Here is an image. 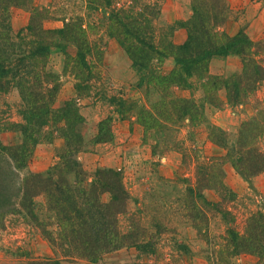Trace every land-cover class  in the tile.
Wrapping results in <instances>:
<instances>
[{
	"label": "rangeland",
	"instance_id": "obj_1",
	"mask_svg": "<svg viewBox=\"0 0 264 264\" xmlns=\"http://www.w3.org/2000/svg\"><path fill=\"white\" fill-rule=\"evenodd\" d=\"M116 1L118 8L125 2L130 3V0ZM140 1H159L163 12V0ZM29 5L44 6L49 15L56 18L46 22L48 27H62L65 18L75 21V18L82 17L85 22H90L89 38L94 50L89 62L93 66V78L88 82L90 88L87 93L78 92L75 86L76 73L79 72L75 63L77 47L65 43L64 39L59 40V43L67 45L66 51L54 46L49 55L47 71L57 78L56 83L59 84L51 105L49 125L56 128L61 124V109H65L69 102L73 103L71 109L78 108L83 118L78 124L74 120L73 123L82 137L81 151L76 156L84 172V184H94L100 169L120 171L130 196L129 211L122 216L124 230L134 216L140 219V227L146 230L147 241L104 253L94 264L218 263L216 257L219 252L226 251V232L232 225L221 213L210 211V219L201 226L202 229L195 228L191 221L194 211L189 207L190 199L186 196L187 187L195 183L199 163L225 156V145L235 144L242 123L264 111V80L243 104L237 106L228 101L225 88L216 93L217 105L205 97L201 88L175 84L165 92L157 78L170 75L175 70L174 57L162 61L154 58L150 67H136L119 41L109 34L107 27L110 22L106 11L88 9L86 0H30ZM166 7L169 9L172 5L167 4ZM227 11L229 16L228 4ZM162 14L158 26L177 25L176 30L186 28L179 26V21L168 23ZM30 16L31 11L27 7L13 8V31L16 33L26 26ZM172 39L174 41V35ZM255 42L259 43L256 48L259 56L256 57L264 60V40ZM240 57L244 64L243 57ZM218 58L214 56L211 60L212 73L229 77L242 70L226 71L224 62ZM237 65L235 62L230 64L231 68ZM165 98L197 100L203 107L204 119L178 118L173 112L176 105L181 106L178 102L158 105ZM22 108L20 91L12 88L1 96V121L3 111H10V120L22 122ZM101 122L105 130H100ZM110 133L108 141L98 142L100 134L107 136ZM54 135L51 142L38 144L27 166L15 170L14 175L10 174L14 160L9 159L7 153L0 155V214L4 213L0 221V264H32L37 260L58 257L64 259L61 264H92L82 257H64L62 248H54L50 240H59L61 228L44 192L34 196L30 206L28 200H21L23 178L34 173L48 175L52 166L63 162L61 155L66 150V139L58 130H54ZM23 141L24 134L20 129L0 130V142L7 147L12 148ZM260 146L264 148V138H261ZM71 148L74 150L76 146ZM223 167L226 189L234 194V200L225 205L233 212L236 226L244 231L248 216L264 212V172L248 178L230 161L224 162ZM70 178L74 180L75 176L70 174ZM205 193L212 202L222 201L215 190ZM103 199L108 201L109 193H104ZM223 258L224 262L220 264H264V255L254 253L233 255L225 252Z\"/></svg>",
	"mask_w": 264,
	"mask_h": 264
},
{
	"label": "trees",
	"instance_id": "obj_2",
	"mask_svg": "<svg viewBox=\"0 0 264 264\" xmlns=\"http://www.w3.org/2000/svg\"><path fill=\"white\" fill-rule=\"evenodd\" d=\"M115 1L86 0L88 9H101L108 13L109 34L119 41L136 67H150L154 58L162 61L174 57L175 70L170 75L157 78L165 92L175 84L201 88L205 97L217 105L216 93L225 88L228 101L237 106L243 104L264 80V60L256 57L259 56L256 51L259 43L253 41L243 29L235 36H229L220 29L228 17L226 0H192V16L178 22L179 26H185L188 30V37L182 44H176L172 39L177 25L158 26L162 14L159 1L146 3L130 0L120 8ZM29 4L30 0H0V99L12 88H17L23 102V121H12V113L3 111L0 130L16 128L24 134L23 143L12 148L0 142V155L7 153L8 158L14 160L10 172L14 175L15 170L27 166L38 144L51 142L55 137L54 130L62 133L67 143L61 155L63 162L52 166L48 175L34 173L23 178L21 200H28L26 203L30 206L34 196L44 192L58 216L61 228L59 240H50L54 248H62L64 257H82L94 264L104 253L147 241L146 230L140 227V219H135V216L124 230L122 216L129 211L130 196L120 171L100 169L94 184H84V172L76 156L81 151L82 137L73 123L74 120L78 124L83 118L78 108L71 109L73 103L69 102L65 109H61V124L56 128L49 125L54 94L59 89L57 78L47 71L49 55L54 46L66 51L67 45L59 43V40L74 44L77 47L75 63L79 71L75 86L78 92L87 93L90 88L88 82L93 78V66L89 62L94 50L89 38L90 22H85L82 17L75 18V21L65 18L62 27H48L46 22L56 18L49 15L46 7ZM21 6L30 9V21L15 33L11 26V13L13 8ZM80 18L82 20L78 21ZM227 55L242 56V70L229 77L212 73V58ZM176 102L181 105L173 108L178 118L204 119L203 107L193 98L163 99L158 105ZM155 122L159 120L155 119ZM103 126L101 122L100 130H105ZM99 136L98 142L108 141L111 133ZM261 138H264V111L242 123L235 144L225 145V156L199 163L196 181L187 187L186 196L190 199L189 207L194 211L191 221L195 228L202 229L201 226L210 219V211L221 213L232 225L226 232V251L219 252L216 257L218 263L214 261L212 264L224 262L225 252L264 255V212L252 213L245 221L244 231L239 230L233 212L225 205L234 200V194L226 189L223 167L224 162L230 161L236 170L248 178L264 172ZM73 146H76L74 150L71 148ZM70 174L75 176L74 180L69 179ZM207 190L217 191L222 201H210L205 193ZM104 193H109L108 201L103 199ZM29 206L24 203V207L32 213ZM3 216L4 213H1V222ZM62 260L58 257L37 260L32 264H61Z\"/></svg>",
	"mask_w": 264,
	"mask_h": 264
},
{
	"label": "crops",
	"instance_id": "obj_3",
	"mask_svg": "<svg viewBox=\"0 0 264 264\" xmlns=\"http://www.w3.org/2000/svg\"><path fill=\"white\" fill-rule=\"evenodd\" d=\"M229 6V16L226 18L221 31L229 36H235L240 30H245L253 41L264 40V0H226ZM162 17L168 23L186 21L192 16V0H163ZM172 5L167 8L166 5ZM187 39V30L180 27L174 34V42L182 44ZM224 62L226 71L242 69V58L239 55L217 56ZM218 58V59H219ZM238 65L231 68V63Z\"/></svg>",
	"mask_w": 264,
	"mask_h": 264
}]
</instances>
